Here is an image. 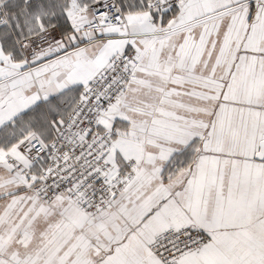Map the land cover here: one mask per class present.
Instances as JSON below:
<instances>
[{"label":"snow or ice","instance_id":"obj_1","mask_svg":"<svg viewBox=\"0 0 264 264\" xmlns=\"http://www.w3.org/2000/svg\"><path fill=\"white\" fill-rule=\"evenodd\" d=\"M0 264H264V0H0Z\"/></svg>","mask_w":264,"mask_h":264}]
</instances>
